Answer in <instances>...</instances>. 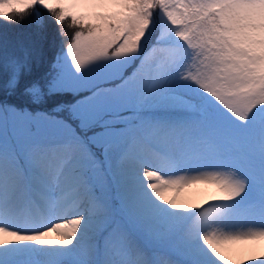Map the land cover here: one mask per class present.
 I'll use <instances>...</instances> for the list:
<instances>
[{
  "label": "snow or ice",
  "instance_id": "obj_1",
  "mask_svg": "<svg viewBox=\"0 0 264 264\" xmlns=\"http://www.w3.org/2000/svg\"><path fill=\"white\" fill-rule=\"evenodd\" d=\"M43 12L42 76L0 38V264H264V0H0Z\"/></svg>",
  "mask_w": 264,
  "mask_h": 264
},
{
  "label": "trees",
  "instance_id": "obj_2",
  "mask_svg": "<svg viewBox=\"0 0 264 264\" xmlns=\"http://www.w3.org/2000/svg\"><path fill=\"white\" fill-rule=\"evenodd\" d=\"M65 31L68 29L65 28ZM0 33H10L25 42H31L38 49L33 61V71L28 79L38 78L50 70L51 62L64 42V37L60 35V27L47 12H43V21L39 24L32 17L25 18L20 23L0 20ZM15 101L18 104L26 102L22 98Z\"/></svg>",
  "mask_w": 264,
  "mask_h": 264
},
{
  "label": "rangeland",
  "instance_id": "obj_3",
  "mask_svg": "<svg viewBox=\"0 0 264 264\" xmlns=\"http://www.w3.org/2000/svg\"><path fill=\"white\" fill-rule=\"evenodd\" d=\"M83 10V9H81ZM98 11H103L104 9H97ZM7 38V40L9 41V45H10V48L12 45H15L17 42H20V41H23V43L25 45H30L32 46L33 44L31 42H25L24 40L20 39V38H16L15 36H13L12 34H7V33H0V38ZM36 47V46H35ZM26 82V81H24ZM4 83H5V76L3 75L2 72H0V98H3V97H6L7 96V92L5 90V87H4ZM17 98H22L25 100V98L21 95V92L18 90L14 93V95L12 97H10V99L12 101H14L15 103H17L15 100H17ZM203 171H226L224 169H214V168H205V169H202ZM171 174H183V172L181 171H177V172H172V173H169V175ZM216 186L214 184H211V183H199V184H194V185H191L189 186L187 189H185V192H190V194H193V192L196 190V188H200L202 191V194H203V197H207L206 200L208 199V192L210 190V188H215ZM217 191V194H218V189L216 190ZM201 201V200H200ZM199 201V202H200ZM245 218H243L244 220ZM239 245H236V247H238ZM242 248H238L237 251H241ZM244 251L246 252L247 251V247L244 248ZM239 254H242V253H239L237 252V256ZM237 258V257H235ZM234 258V259H235Z\"/></svg>",
  "mask_w": 264,
  "mask_h": 264
},
{
  "label": "bare ground",
  "instance_id": "obj_4",
  "mask_svg": "<svg viewBox=\"0 0 264 264\" xmlns=\"http://www.w3.org/2000/svg\"><path fill=\"white\" fill-rule=\"evenodd\" d=\"M152 162L156 167L159 168V166L155 163L154 160ZM200 190H201L200 188H196V190L193 192V194H190V192L184 193V196H185L187 202L203 204V202L206 200L207 197H203L202 191H200ZM216 190H217V188L210 189L207 196L209 195V198H211L213 195H216V193H217ZM61 214L62 213H58V215H61ZM69 218H70V215H69ZM241 221H243V218H241ZM49 238H55V233H52ZM245 247H246L245 245H239L238 247L234 246L232 252L226 251L225 254L231 256L234 259L235 257H237V255H236L237 252L242 253V254L245 253V251H244ZM238 248H242L241 251H237Z\"/></svg>",
  "mask_w": 264,
  "mask_h": 264
}]
</instances>
